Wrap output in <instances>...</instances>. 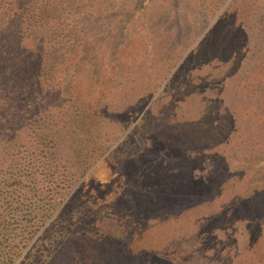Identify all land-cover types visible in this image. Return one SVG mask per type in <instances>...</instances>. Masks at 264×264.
I'll return each mask as SVG.
<instances>
[{"label": "rangeland", "instance_id": "obj_1", "mask_svg": "<svg viewBox=\"0 0 264 264\" xmlns=\"http://www.w3.org/2000/svg\"><path fill=\"white\" fill-rule=\"evenodd\" d=\"M75 1L111 145L72 206L94 264H264V0Z\"/></svg>", "mask_w": 264, "mask_h": 264}, {"label": "trees", "instance_id": "obj_2", "mask_svg": "<svg viewBox=\"0 0 264 264\" xmlns=\"http://www.w3.org/2000/svg\"><path fill=\"white\" fill-rule=\"evenodd\" d=\"M78 6L0 0V264H94L104 235L72 209L79 181L111 146L95 105L74 89L87 60Z\"/></svg>", "mask_w": 264, "mask_h": 264}]
</instances>
